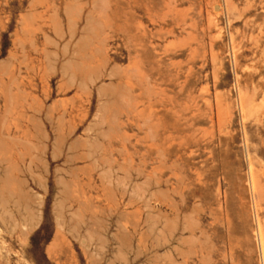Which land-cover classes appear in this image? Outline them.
<instances>
[{
    "label": "rangeland",
    "instance_id": "obj_1",
    "mask_svg": "<svg viewBox=\"0 0 264 264\" xmlns=\"http://www.w3.org/2000/svg\"><path fill=\"white\" fill-rule=\"evenodd\" d=\"M91 17L104 30L81 51ZM11 51L15 65L22 55L44 71L56 67L47 86L52 99L81 104H89V88L105 69L136 63L141 87L150 86L141 97L152 99L171 179L198 208L205 259L264 264V0H0V57ZM68 60L79 61L81 72ZM24 159L0 153V264H99L98 250L83 247L86 235L52 215L56 188L47 158Z\"/></svg>",
    "mask_w": 264,
    "mask_h": 264
},
{
    "label": "crops",
    "instance_id": "obj_2",
    "mask_svg": "<svg viewBox=\"0 0 264 264\" xmlns=\"http://www.w3.org/2000/svg\"><path fill=\"white\" fill-rule=\"evenodd\" d=\"M17 56L20 65L12 51L0 57V153L19 152L26 164L31 152L48 157L55 219L86 235L83 247L98 250L99 264H213L205 259L198 208L171 179L173 165L150 116L152 99L141 97L150 86L141 87L138 67L110 66L89 88V104H81L70 96L52 99L47 86L56 69L46 72ZM40 195L46 199L48 190Z\"/></svg>",
    "mask_w": 264,
    "mask_h": 264
},
{
    "label": "bare ground",
    "instance_id": "obj_3",
    "mask_svg": "<svg viewBox=\"0 0 264 264\" xmlns=\"http://www.w3.org/2000/svg\"><path fill=\"white\" fill-rule=\"evenodd\" d=\"M76 1H79V0H76ZM66 3H67V2H66ZM95 3H96V2H95ZM100 3H101V2H100ZM103 3H104V2H103ZM64 4H65V3H64ZM79 5H81V4H79ZM93 5H94V4H93ZM98 5H99V4H98ZM107 5H108V3H107ZM74 6H75V4H74ZM76 6H77V5H76ZM58 7H60V6H58ZM67 7H68V8H67ZM67 7H66V8L69 9V10L72 9V8H71L72 5H71L70 8H69V6H67ZM93 7H94V9H95V6H93ZM103 7H105V6L103 5ZM73 8H75V7H73ZM82 8H83V7H82ZM86 8H87V7H86ZM87 9H88V8H87ZM101 9H102V6H101ZM75 10H76V9H75ZM78 10H79V8H78ZM80 10H81V9H80ZM80 10H79V11H80ZM95 10H96V9H95ZM102 10H103V9H102ZM67 11H68V10H67ZM70 11H71V10H70ZM96 11H98V10H96ZM80 12H81V11H80ZM80 12H79V14H81ZM56 13H57V12H56ZM74 14H75V13H74ZM79 14L77 13L76 16H78V17L80 18ZM88 14H89V13H88ZM90 15H91V14H90ZM66 16H67V14H66ZM79 18H78V19H79ZM81 18H82V16H81ZM101 18H102V17H101ZM58 19H59V18H58ZM92 19L94 20V18L91 17V20H92ZM99 19H100V18H99ZM103 19H104V18H103ZM91 20H90V19H87V21H86V22H87V26H86L85 28L83 27V28H84V29H83V34H84L85 37H83V38L81 37L79 43H77V44H78L77 48H78L79 50H81V51H82V50H87V49H88V46H89L90 41H91L93 38H96V37H97V32L100 31L99 29H103V30H104V28H102V26L100 25V23H102V22H100L99 24H97V23L95 24V22H94L95 20H94V21H93V20L91 21ZM59 21H60V20H59ZM59 21H58V25H60V24H59ZM74 21H75V20H74ZM78 21H79V20H78ZM102 21H104V20H102ZM105 21H106V20H105ZM79 22H81V20H80ZM92 22H94V23H92ZM76 23H77V22H76ZM82 23H83V22H82ZM71 24H73V22H72ZM78 24H79V23H78ZM78 24H77V25H78ZM105 24H106V23H105ZM109 24H111V23H109ZM106 25H108V24H106ZM141 25H142V24H141ZM70 26H72V25H70ZM75 26H76V25L74 24V25L72 26L73 28L70 27L69 29H70V30H71V29H72V30H76V29H75V28H76ZM79 26H80V25H79ZM100 26H101V28H100ZM108 27H109V25H108ZM140 27H141V26H140ZM59 28H60V27H59ZM77 28H78V27H77ZM111 28H112V27H111ZM107 29H108V28H107ZM57 30H60V29H58V26H57ZM57 30H56V31H57ZM72 30H71V32H73ZM60 31H61V30H60ZM77 31H78V30H77ZM79 31H80V30H79ZM115 31H117V30H115ZM58 32H59V31H57V33H58ZM74 32H75V31H74ZM101 32H102V31H101ZM60 33H61V32H59V34H60ZM76 33H77V32H76ZM76 33H75V34H76ZM81 33H82V32H81ZM61 34L63 35V33H61ZM64 34H65V33H64ZM98 34H101V33L99 32ZM112 34H113V33H112ZM71 35H73V34H71ZM75 36H76V35H74V37H75ZM59 37H60V36H59ZM77 37H78V36H77ZM98 37H99V36H98ZM98 37H97V38H98ZM72 38H73V36L71 37V39H72ZM112 38H113V37H112ZM112 38H111V39H112ZM62 39H64V38H62ZM68 41H69V40H68ZM71 41H72V40H71ZM99 41H100V40H99ZM99 41H97V42H99ZM101 41H103V40H101ZM52 42H53V41H52ZM97 42H96V43H97ZM48 43H49V42H48ZM54 43H55V42H54ZM68 43H69V42H68ZM70 43H71V42H70ZM94 43H95V42H94ZM94 43H93L92 46L96 45V44H94ZM98 44H101V43H98ZM52 45H54V44H52ZM55 45H57V44H55ZM66 45L69 46L70 44H66ZM71 45H72V44H71ZM90 46H91V44H90ZM63 47H66V46H63ZM94 47H95V46H94ZM96 47H97V46H96ZM56 48H57V46H56ZM77 48H76V49H77ZM97 48H98V47H97ZM97 48H95V49H97ZM63 49H64V51H65V50L67 49V47H66V48H63ZM70 49H71V48H70ZM90 49H91V48H90ZM90 49H89V50H90ZM93 49H94V48H93ZM98 49H99V48H98ZM98 49H97V50H98ZM100 50H102V49H100ZM70 51H71V50H70ZM87 51H88V50H87ZM65 52H66V51H65ZM79 52H80V51H79ZM84 52H85V51H84ZM90 52H91V50H90ZM99 52L102 53L101 51H99ZM91 53H92V52H91ZM97 53H98V52H97ZM106 53H107V52H106ZM53 54H54V53H53ZM66 54H68V52H67ZM75 54H76V53H73V55H71V56H74ZM82 54H86V52H85V53H82ZM48 55H49V54H48ZM62 55H65V54L63 53ZM69 55H70V54H69ZM76 55H78V53H77ZM76 55H75V56H76ZM91 55H93V53H92ZM94 55H95V54H94ZM97 55H98V54H97ZM97 55H96V56H97ZM46 56H47V55H46ZM52 56H53V55H52ZM52 56H51V57H52ZM56 56H58V55H56ZM85 56H87V55H85ZM103 56H104V55H102V57H103ZM92 57H94V56H92ZM99 57H100V54H99V56H97L96 59H98ZM106 57H107V56H106ZM72 58H73V57H71V59H72ZM74 58H75V57H74ZM77 58H78V57H77ZM77 58H76V59H77ZM84 58H85V57L83 56V62H85V59H86V58H85V59H84ZM89 58H90V57H89ZM57 59H58V58H57ZM78 59H80V61H81V55L79 56ZM78 59H77V60H78ZM87 59H88V58H87ZM103 59H105V58H103ZM107 59H108V58H107ZM48 60H49V57H48ZM72 60H73V59H72ZM72 60H68L70 63L67 61V64H68V63H69V64H72V63H71ZM88 60H91V59H88ZM98 60H99V59H98ZM108 60H109V59H108ZM49 61H50V60H49ZM74 61H76V60H73L72 62H74ZM77 62H79V61H77ZM77 62H75L76 64L74 63L75 67H76V65H77ZM92 62H93V61H92ZM96 62H97V60H96ZM103 62H104V61H103ZM57 63H58V62H57ZM89 63H90V62H89ZM106 63L108 64L109 61L106 62ZM106 63H105V64H106ZM67 64L64 63V65H62V66L65 67V66H67ZM69 64H68V65H69ZM80 64H82V63H80ZM83 64H84V63H83ZM86 64H87V63H86ZM86 64H84V65H86ZM95 64H96V63H95ZM56 65H57V64H56ZM72 65H73V64H72ZM74 65H73V66H74ZM111 65H112V64H111ZM134 65L136 66V63H135ZM134 65H133V66H134ZM137 65H138V64H137ZM69 66H70V65H69ZM73 66H71V67H73ZM79 66H82V67H83V65H79ZM86 66H87V65H86ZM100 66H101V65H100ZM100 66H99V67L96 66V69H97V68L99 69ZM135 66H134V67H135ZM51 67H52V66H51ZM51 67H50V68H51ZM88 67H89V65H88ZM90 67H93V66L91 65ZM104 67H105V65H104ZM115 67H116V66H115ZM134 67H133V70L136 71V70L134 69ZM55 68H56V67H55ZM67 68H68V67H67ZM69 68H70V67H69ZM77 68H78V67H76V69H77ZM80 68H81V67H79L78 69H80ZM84 68H86V67H84ZM93 68H94V67H93ZM107 68H108V66H107ZM131 68H132V67H131ZM63 69H64V68H63ZM65 69H66V68H65ZM65 69H64V70H65ZM71 69H72V68H71ZM78 69H77V70H78ZM91 69H92V68H91ZM91 69H89V70L91 71ZM114 69H115V68H114ZM66 70H67V69H66ZM66 70H65V71H66ZM73 70H74V67H73L72 71H73ZM83 70H85V69H83ZM105 70H106V69H105ZM105 70H104V71H105ZM130 70H132V69H130ZM133 70H132V71H133ZM67 71H69V70H67ZM67 71H66V72H67ZM85 71H86V70H85ZM92 71H93V70H92ZM92 71H91V72H92ZM128 71H129V70H128ZM61 72H62V71H61ZM78 72H81V70H80V71L78 70ZM95 72H96V71H95ZM129 72H131V71H129ZM136 72H137V71H136ZM136 72H134V73L136 74ZM54 73H55V72H54ZM64 73H65V72H64ZM67 73H68V72H67ZM70 73H71V71H70ZM72 73H73V72H72ZM86 73H87V72H86ZM97 73H98V72H97ZM97 73H96V74H97ZM131 73H132V72H131ZM73 74H74V73H73ZM77 74H78V73H77ZM77 74H76V76H80L79 74H78V75H77ZM93 74H95V73L93 72ZM93 74H92V75H93ZM119 74H120V73H119ZM121 74H122V72H121ZM66 75H67V74H66ZM81 75L83 76V72H82ZM126 75H127V74H126ZM74 76H75V74H74ZM82 76H81L80 78H82ZM99 76H101V74H100ZM109 76H110V77H108V78L111 79L112 74L110 73ZM113 76H115L114 72H113ZM116 76H117V75H116ZM119 76H121V75H119ZM123 76H124V75H123ZM129 76H130V74L127 76V78H128ZM141 76H142V75H141ZM73 78H75V77L72 76V79H73ZM76 78H77V77H76ZM90 78H91V76H90ZM96 78H97V76H96ZM77 79H79V78H77ZM98 79H100V78H97V80H98ZM112 79H113V77H112ZM69 80H70V79H69ZM73 80H74V79H73ZM81 80H82V79H81ZM84 80H85V79H84ZM88 80H89V78H88ZM93 80H94V79H93ZM71 81H72V80H71ZM74 81H76V79H75ZM111 81H113V80H111ZM128 81H129V79H128ZM92 82H93V81H91V83H92ZM71 83L73 84V82H71ZM74 83H75V82H74ZM83 83H86V82H83ZM128 83H129V82H128ZM128 83H127V84H128ZM131 83H132V82H130L129 84H131ZM80 84H81V83H80ZM93 84H94V82H93ZM132 84H133V83H132ZM73 85H74V84H73ZM91 85H92V84H91ZM79 86H80V85H79ZM83 86H84V87L87 86V83H86V85L83 84ZM83 86H82V87H83ZM120 86H121V85H120ZM130 86H131V85H130ZM132 86H133V85H132ZM80 87H81V86H80ZM82 87H81V88H82ZM122 87H124V86H122ZM71 88H72V87H71ZM108 88H109V87H108ZM108 88H107V89H108ZM124 89H126V88H124ZM124 89H123V90H124ZM62 90H63V89H62ZM99 90H100V89H99ZM119 90H120V89H119ZM121 90H122V89H121ZM123 90H122V91H123ZM102 91H104V90L101 89L100 92L102 93ZM105 91H106V90H105ZM119 92H120V91H119ZM124 92H125V91H124ZM129 92H130V91H129ZM115 93H116V92H115ZM125 93H126V92H125ZM89 94H90V93H89ZM102 94H104V93H102ZM106 94H107V93H106ZM154 94H156V92H155ZM126 95H127V94H126ZM90 96H91V95H90ZM112 96H113V95H112ZM139 96H140V95H139ZM122 97H123V96H122ZM130 99H131V98H130ZM64 101H65V100H64ZM62 103H63V102H62ZM105 104H106V103H105ZM141 105H142V104H141ZM112 106H113V105H112ZM73 107H74V106H73ZM104 107H105V106H104ZM113 107H114V106H113ZM55 108H56V106H55ZM115 108H116V107H115ZM53 109H54V107L52 108V110H53ZM127 109H128V108H127ZM127 109H126V110H127ZM30 110H31V109H30ZM54 111H55V110H54ZM142 111H143V110H142ZM64 112H65V114H66V111H64ZM118 112H119V111H118ZM118 112H117V113H118ZM36 113H37V112H36ZM50 113H51V111H50ZM141 113H142V112H141ZM52 114H53V113H52ZM65 114H64V115H65ZM114 115H115V114H114ZM48 116H50V115H48ZM62 116H63V115H62ZM31 117H32V116H31ZM51 117H52V115H51ZM51 117H50V118H51ZM101 117H102V116H101ZM52 118H53V117H52ZM52 118H51V119H52ZM33 119H34V118H33ZM40 119H41V118H40ZM58 119H59V118H58ZM62 119H63V118H62ZM95 120H96V119H95ZM36 121H37V120H36ZM40 121H41V120H40ZM47 121H48V120H47ZM61 121H62V120H61ZM63 121H64V120H63ZM33 122H34V120H33ZM37 122H38V121H37ZM51 122L53 123V121H51ZM28 123H29V122H28ZM30 123H31V122H30ZM35 123H36V122H35ZM39 123H40V122H39ZM39 123H38V124H39ZM41 123H42V122H41ZM103 123H104V122H103ZM50 124H51V123H50ZM67 124H68V123H67ZM109 124H110V123H109ZM112 124H113V123H112ZM112 124H111V125H112ZM19 125H20V124H19ZM104 125H105V124H104ZM32 126H33V125H32ZM93 126H94V125H93ZM102 126H103V125H102ZM37 127H38V125H37ZM58 128H59V126H58ZM96 128H97V127H96ZM60 129H61V128H60ZM41 130H42V129H41ZM89 130H90V129H89ZM91 130H92V129H91ZM110 130H111V129H110ZM57 131H58V130H57ZM30 132H31V131H30ZM69 132H71V131L69 130ZM74 132H75V131H74ZM91 132H92V131H91ZM89 133H90V132H89ZM27 134H28V133H27ZM37 134H38V133H37ZM46 134H47V133H46ZM63 134H64V133H63ZM69 134H70V133H69ZM73 134H74V133H73ZM42 135H43V134H42ZM58 135H61V134H60V131H59V134H58ZM43 136H44V135H43ZM100 136H101V135H100ZM103 136H104V135H103ZM34 137H35V136H34ZM41 137H42V136H41ZM47 137H48V136H47ZM47 137H46V135L44 136V138H47ZM32 138H33V137H32ZM42 138H43V137H42ZM103 138H104V137H103ZM48 139H49V137H48ZM51 139H52V138H51ZM56 139H57V138H56ZM37 140L39 141V139H37ZM44 140H45V139H44ZM46 140H47V139H46ZM58 140H59V139H58ZM95 140H96V139H95ZM17 141H18V140H17ZM38 141H37V142H38ZM47 141H48V140H47ZM65 141H66V140H65ZM65 141H64V142H65ZM96 141H97V140H96ZM60 142H62V140H61ZM0 143H1V142H0ZM24 143H25V142H24ZM74 143H76V142H74ZM77 143H78V142H77ZM77 143H76V144H77ZM40 144H41V143H40ZM45 144H46V143H45ZM83 144H84V143H83ZM55 145H56V144H55ZM63 145L65 146V144H63ZM77 145H81V144H77ZM74 146H75V145H74ZM36 147H37V146H36ZM36 147H35V148H36ZM44 147H45V146H43V148H44ZM46 147H47V146H46ZM76 147H77V146H76ZM78 147H80V146H78ZM33 148H34V147H33ZM71 148H72V147H71ZM91 148H92V147H91ZM38 149H39V148H38ZM44 149H45V148H44ZM47 149H48V147L46 148V151H47ZM73 149H74V147H73L72 149H70V151L73 150ZM75 149H76V148H75ZM77 149H78V148H77ZM42 150H43V149H42ZM56 150H57V149H56ZM31 151H32V150H31ZM38 151H39V150H38ZM43 151H45V150H43ZM94 151H95V150H94ZM36 152H37V151H36ZM59 152H60V151H59ZM10 153H11V152H10ZM31 153H32V152H31ZM42 153H44V152H42ZM89 153H90V152H89ZM61 154H62V152H61ZM95 154H96V153H95ZM10 155H11V154H10ZM43 155H44V154H43ZM55 155H56V154H55ZM55 155H54V156H55ZM83 155H84V154H83ZM88 155H90V154H88ZM11 156H12V155H11ZM44 156H45V155H44ZM95 156H96V155H95ZM77 157H78V156H77ZM87 157H88V156H87ZM89 157H90V156H89ZM10 158H11V157H10ZM32 158L34 159V156H33ZM47 158H48V157H47ZM53 158H54V157H53ZM70 158H71V157H70ZM91 159H92V158H91ZM24 160H25V159H24ZM24 160H23V161H24ZM39 160H40V159H38V161H39ZM83 160H84V159H83ZM95 160H96V159H95ZM32 161L34 162V160H32ZM32 161H31V162H32ZM35 161H36V160H35ZM35 163H36V162H35ZM44 163H45V162H44ZM30 165H31V163L29 164V166H30ZM44 165H45V164H44ZM17 166H19V165L17 164ZM23 166H24V165H23ZM45 168H46V167H45ZM81 169H84V168L82 167ZM85 172H86V171H85ZM75 176H76V175H75ZM72 177H73V176H72ZM101 182H102V181H101ZM71 183H72V182H71ZM102 184H103V183H102ZM73 185H74V183H73ZM75 185H76V183H75ZM77 185H78V184H77ZM77 185H76V186H77ZM89 185H90V184H89ZM70 187H71V186H70ZM74 187H75V186H74ZM67 189H68V188H67ZM76 191H77V190H76ZM71 192H72V191H71ZM71 192H69V194H70ZM79 192H80V191H79ZM67 194H68V192H67ZM173 194H175V193H173ZM69 196H70V195H69ZM20 199H21V198H20ZM23 199H24V198H23ZM20 201H22V200H20ZM20 204H21V202H20ZM82 205H83V204H82ZM174 208H175V206H174ZM29 209H30V208H29ZM36 211H37V210H36ZM175 211H176V213H177V210H175ZM31 214H32V213H31ZM28 216H34V215L32 214V215H28ZM176 216H177V215H176ZM34 217H35V216H34ZM39 217H40V216H39ZM35 219H36V218H35ZM31 220H32V219H31ZM40 220H41V219H40ZM32 221H33V220H32ZM35 221H36V220H35ZM35 221H34V222H35ZM35 223H36V225H38L37 222H35ZM35 223H34V224H35ZM38 223H39V222H38ZM60 223H61V222H60ZM31 229H32V228H31ZM183 231L185 232V230H183ZM58 235H59V233H58ZM261 236H262V235H261ZM261 239H262V237H261ZM263 239H264V238H263ZM262 241H263V240H262ZM56 242L59 244V239H58V238H57ZM53 245H54V244H53ZM57 246H58V245H57ZM262 246H263V245H262ZM53 248H54V246H53ZM263 249H264V248H263ZM176 250H177V249H176ZM263 251H264V250H263ZM170 255H171V253H170ZM171 258H172V256H171Z\"/></svg>",
    "mask_w": 264,
    "mask_h": 264
}]
</instances>
